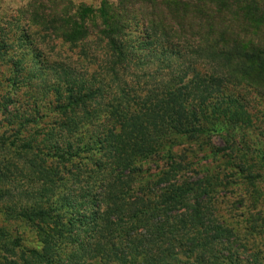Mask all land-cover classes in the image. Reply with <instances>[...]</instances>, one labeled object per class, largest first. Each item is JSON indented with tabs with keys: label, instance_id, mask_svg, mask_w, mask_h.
Wrapping results in <instances>:
<instances>
[{
	"label": "rangeland",
	"instance_id": "1",
	"mask_svg": "<svg viewBox=\"0 0 264 264\" xmlns=\"http://www.w3.org/2000/svg\"><path fill=\"white\" fill-rule=\"evenodd\" d=\"M64 1L0 0V264H120L106 263L99 252L100 247L108 249L118 241L125 249L122 264H264V81L253 86L250 75L255 70L246 67L245 56L239 60L234 49L236 57L227 75L228 90L237 98L238 105L230 109L236 117L229 122L232 127L218 135L211 131L209 119L215 115L210 111L215 99L207 96L200 101L206 96L211 71L207 66L203 70L196 67L201 71L200 78L184 86L176 80L175 86H167L163 81L176 75L181 60L173 59L176 63L169 64L173 55L163 42L155 52L145 54L146 60L160 62L159 66H150L154 69L148 74L155 77L172 69L155 79L143 78L147 65L139 63L146 49L141 35L135 32L134 21L124 39L127 54L123 61L115 64L107 52L109 47L104 48L99 41L91 44L103 55L90 60L91 65L100 62L95 69H89V74L120 73L122 82L101 85L95 81L81 93L82 81L77 74H84V70L77 68V50L54 36L46 38V23L35 20L36 16L61 17L58 12L68 8ZM73 1L77 6L98 10L105 0ZM118 1L107 0L108 8H116ZM243 2L264 7V0ZM44 8L47 11L41 12ZM53 11L56 15L49 17ZM261 41L264 44V37ZM259 52L256 56L264 69V46ZM87 63L86 59L81 65ZM250 63L253 64L251 59ZM61 68L64 73L55 77ZM129 74L141 78H130ZM153 83L164 90L159 94L151 92ZM92 85L97 89L105 85L102 96L107 116L112 114L113 106L122 104L123 109L119 107L125 110V117L120 123L110 122L109 133V128H104L107 118L99 130L68 136L63 128L71 123L62 107L73 108L69 105L72 98L90 94ZM162 94L174 96L177 102L187 98L182 105L186 130H176L165 112L158 114L154 99ZM135 100L156 113L150 114L154 121L138 125L140 132L149 133L147 140L140 135L138 140L133 138L135 128L129 136L125 133L140 118L136 115L133 119L134 105L127 109ZM204 106L206 110L197 114L196 109ZM79 114L83 117V109ZM228 135L234 137L233 141L226 140ZM49 177L59 190L63 189V195L58 196L67 198L71 206L70 220L75 221L74 215L83 219L93 215L97 219L114 203L122 206L121 213H110L106 219L110 229L117 230L113 234L107 230L105 237L91 240L92 253L81 252L88 239L79 241V233L69 228L72 222L52 212L56 206L37 202L34 196L24 204L17 200L21 208L5 200L8 193L39 192ZM217 191L223 196L214 194ZM85 193L98 198L89 211L82 197ZM197 197L207 205L205 214L214 218L206 228L194 212L186 214L189 200L193 202ZM177 198L180 210H173ZM171 199L174 200L170 202ZM217 205L223 206L222 211H216ZM31 213L38 218L25 217ZM41 213L46 217L41 218ZM55 215L58 220L48 217ZM177 230L182 232L171 233ZM128 239L136 240L130 248ZM205 240L207 245L203 244ZM139 241L144 243L137 248Z\"/></svg>",
	"mask_w": 264,
	"mask_h": 264
},
{
	"label": "trees",
	"instance_id": "2",
	"mask_svg": "<svg viewBox=\"0 0 264 264\" xmlns=\"http://www.w3.org/2000/svg\"><path fill=\"white\" fill-rule=\"evenodd\" d=\"M64 2L68 5V8L66 12H58L57 15L62 14L61 17H53L57 13L53 11L49 13V17L53 18H45L46 16L39 18L36 16L35 20L38 22L41 20L46 23L44 27L48 32L46 38L54 36L57 41L67 42L77 50L76 52L79 54V60L76 61L77 68L81 66L84 70V74L81 72H79V74L76 73L78 78H81L82 81L80 86L81 93L95 81L99 82L101 85H107L108 81L115 84L122 82V77H119L120 73L100 71L96 74L95 72L89 74V69L92 67L95 69L97 63L100 62L99 60L91 65L90 60L102 54L100 50L92 48L91 44L99 41L104 48H106L105 46L109 47L107 52L111 53L110 57L115 61V64H117L120 59L123 61L125 54H127L124 39L133 21L135 22V32L141 35L142 44L146 49L144 53L141 54L142 64L139 63L140 65L144 64L143 66H145V64L147 65V71L143 78L145 77V79L149 80L155 79L156 77L164 76L172 69H166V71L162 72L159 76H157V74L155 77H151L152 75L148 74V72L154 69L150 66H159L160 62L154 58L146 60L145 54L155 52L163 42L165 46L168 45L169 51L173 55L172 59L169 60V64L172 65L176 63L172 61L173 59L181 60L179 70H176V75L167 77L166 80L168 83L163 81L167 86H175V80L179 86H184L187 82H189V84L192 83L196 77L200 78L201 71H197L196 67L199 70H203L204 66H207L211 71V79H207L206 96L200 101L206 100L207 96L215 99V104L211 106L210 110L215 115L209 119H211V125L213 126L211 131L214 130L218 135H222L224 132L228 131V129L232 127L229 122H232V119L236 117V115L231 114L230 109L231 106L238 105L236 102L237 98L228 90L230 80L229 75H227L230 65L234 63L236 52L239 60L245 56L247 60L246 67L248 69L251 67L255 70V72L250 75V81L253 86L257 84L258 87V81H264V69L262 68L261 60L258 62L259 58L256 56V53L260 55L259 50L264 46L261 41L264 37V7L258 5L256 2L244 3L243 0H119L116 8H108L109 4L107 0H105L98 10H93L92 6L88 8L77 6L73 0H65ZM46 11L47 8H44L41 12ZM93 11H96V16L93 15ZM143 38H145V40H143ZM131 39L132 37L130 40ZM165 46L163 47V53L165 52ZM245 49L248 50L250 56H247ZM87 50L89 53H87ZM86 59L88 63L82 66L81 64L86 62ZM249 59L252 60L253 64H249ZM225 68L227 69L225 70ZM58 73L62 74L64 70L61 68L59 72L55 73L57 75L55 77L57 78ZM108 73H110L109 77ZM80 74L82 77H79ZM36 75L37 74H35L34 77ZM129 77L135 79L141 78L140 76L136 77L131 74H129ZM44 78L46 77H43V79ZM218 79L223 81V83H219ZM151 82L152 81H150V85ZM153 84L154 88L151 86V92L159 94L164 90L163 88H158L159 85L156 83ZM104 87L105 85L97 89L92 85L89 90L90 94L84 93L83 96L72 98L73 102L69 105L72 107L74 106L73 108L69 109L67 106L62 107L63 112H66L65 115L69 119V123H71L63 128L66 131L65 134L73 136L83 131L99 130V127L107 118L108 120L104 128H109L107 130L109 133L111 127L109 124L110 122H122L120 119L125 117L124 113H122L125 112V110L121 111V109H123L122 104L119 105L122 107L121 109L119 106H113L110 116L105 114V109L107 107L104 104L102 96ZM173 97L174 96L169 98L166 94H162L154 99L157 104L158 114L165 112L164 116L175 124L176 130H186L187 125L182 120L186 118V113L182 105L183 102H188L187 98H184L182 102H177ZM133 99L134 98H132V101ZM138 99L139 98H137V100ZM137 100H135L133 104L131 101L127 109L130 110L134 105V111L132 113L133 119L136 118V115H139L140 118L137 117L138 121H134L135 125L130 126L128 132L125 133L129 136L135 128L133 138L138 140L140 137H144V140H147L149 133L143 134V132H140L138 125L150 120L154 121L150 118V114L156 115V113H153L149 108H143L145 105L137 102ZM117 101L119 100L117 99ZM163 104H167V106H160ZM82 109L84 115L80 117L79 112H81ZM241 109H243V107L240 103L239 110ZM196 110V113L199 114L202 110L205 111L206 107H199ZM181 114L185 115L181 116ZM175 116H177V118H175ZM74 117L76 120H74ZM237 118L240 121L241 117L239 113L237 114ZM193 135L196 136L195 134ZM233 139V136L228 135L226 140L231 142ZM57 186L55 185V180L49 177L39 192L23 190V192L18 191V194L8 193L5 194V200L14 203L16 208H21L22 206L17 204V200L21 204H24V201H28L34 196L37 202H42L43 204L51 203V205L56 206L52 212L56 213L59 218L65 221L69 219V216L73 212L70 208V204L67 202V198L58 196L63 195V189L61 188V190H59ZM218 192L219 191L214 192V194H218ZM219 194L223 196L220 192ZM82 197L88 204L86 207L88 211L89 208L95 206L94 200L96 199L97 201L98 199L93 196V193H85ZM91 197H94L93 203ZM0 199H2L1 196ZM173 200L174 199H171L169 201L172 202ZM73 204L76 207L75 200ZM179 204L180 202L177 198V201L172 205L171 209L175 210V207H179ZM222 207L221 205H217L216 211H222ZM206 209L207 205L204 204L201 198L197 197L193 202L189 200V204L186 206V214H189L190 211L192 213L194 212L195 216H197V221L202 223V227L206 228L208 227L209 221L214 219L209 218L207 212L205 214ZM121 210L122 206L114 203L106 214L103 213V215H100L97 219H94L95 216L93 215L88 216L86 219L74 215L75 221L69 219L70 222H72L69 228H71V231L79 233L78 237L82 239L79 241L83 242V237L88 239L86 242L88 245L83 246L82 249L85 250H82V253H92L89 242L105 237L104 233H108L107 230L111 232L110 234H113L112 232L115 233L117 229L112 231L107 225V215L110 213L119 214ZM186 214L185 218L189 220L190 216ZM37 216L38 215L34 216L32 213L30 216L25 214V217L29 220L37 219ZM39 216H41V218L46 217L42 215V213L39 214ZM57 216L48 217H52L53 220H58ZM192 221L195 222V219L193 218ZM210 223H212V221H210ZM73 226L74 228H72ZM181 232V230H177L171 233L180 234ZM66 234H69V231L64 235ZM2 237L3 235L0 233V240ZM115 241H117V239ZM106 242L109 241L107 240ZM135 242L136 240L128 239L127 246L130 248ZM143 243L144 242L139 241L136 247L138 248ZM203 244L207 245L208 242L205 240ZM123 250H125L123 242L118 241L117 244H112L108 249L107 246L100 247L99 252L106 263L114 261L122 264L121 254ZM159 250H161V248H158V251ZM96 251H98V249H96ZM80 256L82 257V255ZM13 264H17V262ZM123 264L146 263L144 261L130 263L124 261Z\"/></svg>",
	"mask_w": 264,
	"mask_h": 264
}]
</instances>
